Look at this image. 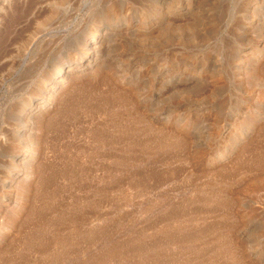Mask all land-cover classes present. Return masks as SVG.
Wrapping results in <instances>:
<instances>
[{"label":"rangeland","instance_id":"1","mask_svg":"<svg viewBox=\"0 0 264 264\" xmlns=\"http://www.w3.org/2000/svg\"><path fill=\"white\" fill-rule=\"evenodd\" d=\"M56 2L52 7L45 6L47 0H0V250L8 246L12 248L10 254L18 259L17 264H28L25 256L32 260L29 264H173L177 261V264H184L186 259V264H264V185L258 180L261 167H255L260 165L258 153L261 155L264 151V54L257 55L256 52L257 48L264 47V0ZM62 7L73 9L71 18L62 26L45 30L50 24V16L59 15ZM125 20L140 21L144 27L134 35L114 33L100 52L98 70L105 68L101 71L121 75L128 67H133L134 78L144 81L146 97L137 99L140 112H144L153 127L163 128L166 132L177 131L187 140L183 151L178 148L180 154L184 153L181 159H177L179 162L170 160V167L181 171L178 180L182 182H179V189L173 187V181H162L164 184H158V188L146 190L132 184L130 181H135L131 176L130 181L110 192L113 196L110 199V194L103 193V196L93 188H86L89 191L85 188L74 189L76 192L73 189L63 191L61 198L64 199H57L56 207L64 210L67 220L81 218L78 226L83 230H80L83 238L73 231L72 221L67 228L61 226L65 223L62 222L58 228L67 229L65 232L63 228L62 232L71 237H67L70 246L59 257H49L38 245L31 246L27 238L32 227L27 211L31 206L41 204L38 198L41 191L35 185V178L26 177L30 169L12 167L11 156L26 150L15 135L17 123L24 119L19 116V111L33 97L38 102L41 99L44 83L40 80L44 77L46 57H41L40 50L48 34L68 35V31L74 30L70 31V36L75 34L69 40H57L54 44V54L74 55L76 42L88 32L90 25L112 21L116 28ZM50 56L52 54L47 59L53 57ZM90 74L88 70L71 74L63 88L69 83L90 78ZM165 75L169 77L162 81ZM123 82V87H130ZM153 86L156 91L152 90ZM45 113H38L36 118H45L48 115ZM216 152L219 158L213 164L202 161L205 156ZM37 163H34L33 170ZM160 165L159 170L165 168ZM12 176L15 179L9 187L7 183ZM216 187L225 188L223 195L237 199L236 204L224 208L225 212L231 211H227L231 214L226 222L221 220L223 210L211 208L215 207L214 204L204 208L195 198ZM74 197H78L79 204ZM186 203L189 204L188 210L183 209ZM184 210L193 212L191 214L196 212L201 217L195 222L194 232L188 228L189 232L179 231L177 234L179 229H175L170 220L182 212L185 215ZM47 215L48 219L53 218V215ZM35 218H40L39 213ZM55 220L57 230L59 223ZM198 226L207 231L199 230ZM205 226H213L212 232ZM89 229L95 233L91 234ZM160 229L165 232L166 229L168 232L176 230L166 232L168 236L173 233L169 238L173 237V242L170 240L175 245H170L168 236ZM197 231L203 238L197 240L200 236ZM188 235L192 239L197 237L196 241L191 243ZM167 253L175 257L171 258Z\"/></svg>","mask_w":264,"mask_h":264},{"label":"bare ground","instance_id":"2","mask_svg":"<svg viewBox=\"0 0 264 264\" xmlns=\"http://www.w3.org/2000/svg\"><path fill=\"white\" fill-rule=\"evenodd\" d=\"M57 2L56 0H47V4L45 6H52L53 4L56 5ZM44 3L46 2L44 1ZM68 7L67 8L62 7L63 8L62 12L58 13L59 15L55 16L53 14L55 17L51 15L53 12L52 11L50 14L51 15L50 24L47 26V28H45V30H47L48 28L52 29L54 27L62 26V24L66 22L68 18H71L74 12L72 13L73 9H70ZM262 20L264 23V12L262 14ZM115 26H116V23L114 25L112 21L105 22V23L100 22V24L97 26H96V23L95 25L94 23L90 25L89 26L90 28H87L89 29L88 32L80 40L76 42L75 44L76 50L74 51V55L70 54L66 56H61L62 54L61 55H57L58 53L54 54V51H56L54 50V44L56 43V41L61 40V39L64 40L65 38L66 40H69L70 37L74 36L75 34L74 32H73L74 33L73 36H70V33L74 30L71 29L72 30V31L70 30L71 32L68 31L69 32L68 35L63 34V33H56V32L55 34L53 33L48 34V37L46 35L47 38L43 43L44 46L42 48L40 47L41 57H46L45 62H44V71H43L44 77L42 76L40 80L42 83H44V85L41 86L43 87L41 89V95H42L41 99L38 102L33 97V99L28 101V103L23 104L21 106V111H19L20 112L19 116L21 115L24 119L19 120V122L17 123L18 125H16L17 127L15 129V133H16L15 135H16V139L19 142H21L23 146H26L25 147L26 150L22 154H19V155L13 154L11 156L13 158L12 167L15 169H20V167L30 169L31 171H28L26 173V177H29L30 179L35 178L36 183H37L35 185H38L41 191L40 194H38L40 195V197L38 196V198L40 199L41 204L37 207L35 206L36 205L35 203H32L35 205L31 206L30 208L28 207L29 210L27 211V217L29 218L30 220L29 222L32 224V227H31L30 232H28L29 234L27 238H29V244L31 246L34 247V245H38L41 248V252H46L47 256L49 255V257L52 256L53 258H57L68 250V249L65 250V248L70 246V244L68 245L67 242H69V239L71 237H69V235L67 236L69 239L66 237V234L64 233V231L66 232L67 229L65 230L64 227L67 228L69 226L68 223L70 221L74 223L73 228H72L73 231H75L77 235L80 234V237H81V234H83V232L80 231L82 229H80V227L78 226L81 222L80 220L81 218L79 219L78 217H76V219L75 218L72 219L73 217L72 218L70 217L71 219L70 220L68 219L69 220L68 221L67 220L68 215L64 212V210L60 211V209L56 207V205L58 204L56 202L57 199L59 198L61 200L64 199V198H61V193L63 191L69 192L70 190L72 191V189L80 190V189L85 188L84 190H86V188H93L95 190L94 192L96 193H102V195L103 193L104 195L110 194V192L113 193L112 191L115 190V188H118L117 186H121L126 181H130L129 178L131 176L134 177L132 178L135 181L134 183L130 181L132 184H137V187H141L146 190H150V189L152 190L156 188L158 184L159 186H161L162 184H164V183L161 184L162 181H166V182L173 181L174 183L173 187L175 186L179 189V182H182L178 180L179 173L181 171L177 168H174V166L173 168H171L170 160L172 161L174 160V163H175V160L181 159L182 157L181 154L184 155V153L182 152L180 154V152H178L179 151L178 148L180 149L184 148L185 145L187 144V140L186 138H184L182 133L179 134L177 131L176 132H166L167 130L164 131L163 128L159 129L158 127H156L157 128L156 129L155 127L152 126L153 124L151 125L149 123L144 112H140L138 108V104H137V99L142 100V99H145L146 97L145 91L143 88L144 81L134 78L135 75L131 71L133 67H128L127 71L124 70L123 72H121V75H117L115 74V72L112 73L111 71L110 72L101 71L102 69H105V68H102L101 70L99 69L100 71L98 70V68H100L99 67L100 52L104 48L108 39L114 33H119V34H124V35H132V34L134 35L138 33L141 29H143L144 23L140 21L131 22V21L125 20V21H122L118 27L115 28ZM45 30H43V32H45ZM75 32L78 33L79 31L77 30ZM38 44L40 46V43ZM257 50H258L256 51L257 55L264 54V47L261 49L257 48ZM50 54H52L53 57L50 56V58L51 57L52 58L47 59V56H49ZM33 61L31 62L34 63ZM137 64L138 63H136V65ZM29 67H31V64L29 65ZM136 68H139V67L137 66ZM84 70L90 71L91 72L90 76L91 75L92 76L80 82L78 81L77 83L75 82L69 83L66 87L63 88L64 83L67 82V79L69 78L71 74L82 73ZM167 77L169 76L165 75L163 79L161 80L163 81ZM123 81L127 82L126 85H129L130 87H123L122 85V83H124ZM153 87L154 88L152 90L156 91L157 89L156 86H153ZM22 101H23V98H22ZM41 112L43 113L46 112L45 114H48V115L45 116V118L43 117L38 118L39 119L38 120L36 117L38 113H41ZM40 116H43V115H40ZM36 119L38 121H36ZM180 151H183V149ZM186 152L187 151H185V153ZM217 153L218 152L210 156H205L203 160L201 157V160L202 161L205 160L207 163L213 164V162H216V159L219 158V154ZM258 154H259V157H257L258 158L257 162L260 165L255 166V167H258V168L261 167L259 170L260 177L258 178V180L260 179L259 181L262 183V185H264V151L261 152V155L260 153ZM35 161L38 163L36 165V168L33 170L32 167L34 166V163H36ZM174 163L172 162V165ZM158 164H161L160 166H164L165 168L164 169L161 168V170H159ZM175 167H177V165ZM178 168L180 167L178 166ZM38 177H39V180H37ZM14 179H15L14 176L10 177L7 183V186L11 187ZM186 183L185 184L183 183V185H187ZM190 183H194V182H191L190 180ZM190 183L188 182V184ZM134 187H136V185ZM180 187H184V186H180ZM216 188H213V189L209 188L211 191L208 190V193L206 192L203 195L200 194L202 196L199 195L200 196V197L198 196L199 198L198 197H195V198H197V200L199 201L200 206L201 204L203 205L202 207H204L205 205L208 206V205L214 204L215 207H211V208L217 207L218 210H223L222 213L220 214L221 220L226 222L229 219V215L231 213H227V211L229 210H226L225 212L224 208H228L230 204L237 202V199H235L234 197H228V196L223 195L225 188L224 190L220 187L218 189ZM199 189L200 188H197L196 190L198 191ZM84 190H81V191H84ZM86 191H89V189H87ZM63 196L65 195H62V197ZM108 197L109 199L110 197L113 198L112 194H110V196ZM163 197L165 196L163 195ZM74 198L73 200L76 199L78 201L77 203L79 204L80 200L77 198L75 199ZM61 202L60 204H63ZM90 202L92 203V201ZM77 203H75V206H77L76 205ZM93 205L95 204L93 203ZM183 205L186 206L183 209H187V210L189 209L187 208L189 204L186 203ZM174 207L176 208V205ZM180 207L182 206L180 205ZM194 208H192V210ZM199 210H202V209H199ZM171 212L169 215H172ZM38 213L40 215V218L36 219L35 217H36V214L38 215ZM47 213L49 215H53V218L50 216V219H48ZM186 213L184 215V213L182 212L181 215H178V216H176L175 214L176 217L171 216L173 221L170 220V222L174 224L173 226L175 229L177 228L179 229L177 231V234L179 231H183L184 233L188 228H192L191 230L188 229L189 231H192L193 227H195V222L197 223L199 221V218L201 217L199 216L200 214H197L196 212H194V214L196 215L191 214L193 212L187 213V214ZM232 217L233 216H230V218ZM54 218L56 219L55 221H58L57 223H59V225L57 226V230H56V226L53 223ZM62 222H65V223H62ZM163 222H165V220ZM60 224L61 226H64L63 232H62L63 228L62 229L58 228ZM167 225L170 227L169 224ZM173 226L171 227L173 228ZM165 227L166 225L164 224L163 228ZM207 228H210V227H207ZM211 228H213V226ZM211 228L210 230L212 232L213 229ZM69 229L71 231V228ZM203 229L206 230L204 227H199V230L203 231ZM91 230L93 231V229ZM170 230L176 231L172 229ZM170 230L169 232H171ZM188 230L187 232H189ZM89 232H90V229H89ZM160 232H163L164 234H166V232L169 233L168 229H166V232L160 229ZM92 233L94 234L95 232H92ZM183 233H181L180 235L183 236ZM205 233L206 232H204V234ZM171 234L169 236H171ZM189 235L188 237L189 239H191V243H192L193 240H195L197 237L195 238L196 236L195 233H194L195 236H193V238L195 239H192ZM93 236L90 235V237H93ZM165 236H168V235L166 234ZM208 236H209V233L207 237ZM41 237H49V238L44 239ZM199 237L203 238L202 233L200 236H198L197 240L199 239ZM172 238H169V240L170 239L172 240ZM189 239H187V242H189ZM171 240H170L171 244L169 242L168 243L170 245H175L172 243L173 240L172 242ZM71 241L73 242L74 240H71ZM176 242L178 241L175 240L174 243ZM73 244L74 243H72V245ZM202 247L200 248L203 249L204 247L203 248ZM74 251L76 252V250ZM190 251L192 252V250ZM202 251H205V250H202ZM11 252H12V248H10L9 246L5 249L0 250V264H17L16 261L18 259L15 257V255L11 256L12 254ZM204 254L206 253L204 252ZM24 256L25 255H23L22 257ZM171 256L172 255H170L169 257ZM173 257L175 256H172L171 258ZM193 257H195V254L193 255ZM25 258L28 264L30 261H32L29 257L25 256ZM163 258H164V255H163ZM196 258H197V255H196ZM165 259L166 257L164 258V260ZM176 259H177V256H176ZM208 259L209 258H207V260ZM187 261L188 260L186 259V261H184V264H186L185 262ZM204 261L206 262L205 259ZM170 262H172V260ZM177 263H179V261L173 264H177Z\"/></svg>","mask_w":264,"mask_h":264}]
</instances>
